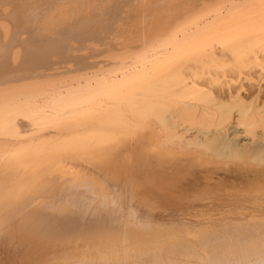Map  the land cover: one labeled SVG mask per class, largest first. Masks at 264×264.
Segmentation results:
<instances>
[{
	"label": "bare ground",
	"instance_id": "6f19581e",
	"mask_svg": "<svg viewBox=\"0 0 264 264\" xmlns=\"http://www.w3.org/2000/svg\"><path fill=\"white\" fill-rule=\"evenodd\" d=\"M219 1L0 0V88L86 82L2 109L0 264H264L263 5L103 60Z\"/></svg>",
	"mask_w": 264,
	"mask_h": 264
},
{
	"label": "rangeland",
	"instance_id": "374dc122",
	"mask_svg": "<svg viewBox=\"0 0 264 264\" xmlns=\"http://www.w3.org/2000/svg\"><path fill=\"white\" fill-rule=\"evenodd\" d=\"M221 2V0L219 1V3ZM218 3V2H217ZM213 4V6L211 5V6H209V7H211L212 8V10H211V8H201V10H200V8L199 9H193L192 8V10H187V11H189L188 13H187V11L186 12H182L180 15H178L179 16V20H177V17L178 16H176V18L174 19V21H171L166 27H164V29H163V31L162 32H158V33H156L155 35L153 34V35H151V36H148V37H145V38H147V40L146 39H141V41L139 40V42H136V43H132V45H130V47H128L127 48V46L126 45H121V44H119V45H117L116 46V49L117 50H121V51H117V52H114L115 54L117 53L118 54V52L120 53H122V54H118V55H120V56H118L117 54V56H115V54L114 53H112V55L111 54H109L110 56H112V58L111 57H109V55H108V57H101L99 60L100 61H103L104 60V63H109V61H112V60H114V61H112V63L113 62H115V63H117L118 62V60H119V62H121V63H123V60L124 59H126V57H125V55L126 56H128L127 57V59L129 58V57H134L135 55L134 54H136V53H138V51H139V53H142V52H146L147 54L148 53H154V52H156V51H163L164 49V51H167V49H170V47L172 46V43H173V41H175L176 39L178 40V41H180L182 38H184L185 36H188V35H196L197 33L196 32H198V31H201V30H194L195 28H197L200 24H205V23H207V22H209V21H211L212 19H214V18H222V17H224V16H228L229 14H231L230 12H232V10L233 11H235V12H233L234 14L235 13H237V12H239L240 13V11H242L241 13H247V14H249V12L251 13H256L257 11V7H259V6H262L263 5V8H264V0H225L223 3H222V5H219V4ZM220 3V4H221ZM250 3H251V5H250ZM224 4V5H223ZM228 4V5H227ZM234 4V5H233ZM217 5V6H216ZM244 5V6H243ZM214 6H215V8H214ZM230 6H232V7H230ZM236 6V7H235ZM238 6V7H237ZM235 7V8H234ZM243 8V9H242ZM204 9H205V11H204ZM209 9V10H208ZM232 9V10H231ZM234 9H236V10H234ZM195 10V11H194ZM198 10V11H197ZM190 11H192V12H190ZM200 11H202V13L200 12ZM208 11V12H207ZM198 14H197V13ZM200 12V13H199ZM229 14H228V13ZM190 13V14H189ZM192 13H194V14H192ZM227 13V14H226ZM253 13V14H254ZM184 14H186V15H188V16H186L185 17V15ZM200 14H202V15H200ZM184 16V19H185V21L183 20V16ZM189 15L190 16H192V17H189ZM199 15V16H198ZM181 16V17H180ZM199 18L197 21H196V19L197 18ZM190 18H192L191 20H190ZM182 19V20H181ZM194 19V20H193ZM190 20V21H189ZM176 21V22H175ZM181 21V22H180ZM184 21V22H183ZM191 21H194V22H197V23H195L196 25H193V24H190L191 23ZM175 22V23H174ZM199 22H201V23H199ZM178 23V24H177ZM185 24V25H184ZM189 24L191 25V26H189ZM178 25V26H177ZM174 27H175V29H174ZM178 28V30H176L177 28ZM188 27V28H187ZM194 27V28H193ZM168 28V29H167ZM181 28H182V30H181ZM184 28V29H183ZM188 29V30H187ZM190 29V30H189ZM171 31V32H170ZM173 31V32H172ZM196 33V34H195ZM162 34V35H161ZM172 36V38H171V36ZM177 36V37H176ZM182 36V37H181ZM150 37V38H149ZM156 37V38H155ZM166 40H165V39ZM157 39H159L158 40V42L156 41ZM142 40H144V41H142ZM155 40V41H154ZM163 40H165V42L163 41ZM168 40V41H167ZM160 41H161V44H160ZM144 42H146V43H144ZM154 42H156L155 44H154ZM165 43V44H163V43ZM171 42V43H170ZM136 44H138V45H136ZM147 44V45H146ZM152 44H154L153 45V47H151L150 48V46H152ZM157 44H158V46H157ZM168 44V45H167ZM170 44V45H169ZM150 45V46H149ZM121 46H124V47H121ZM133 46V47H132ZM148 46V47H147ZM156 46V47H155ZM167 46V47H166ZM131 47H132V49H131ZM134 47H138V49H135ZM139 47H140V49H139ZM146 49H145V48ZM159 47V48H158ZM124 48V49H123ZM141 48H142V51H141ZM149 48V49H148ZM126 49V50H125ZM129 49H131V50H129ZM148 49V50H147ZM128 50V51H127ZM151 50V51H150ZM156 50V51H155ZM123 51H124V53H123ZM129 52V53H131V56H130V54L129 55H127L128 53L127 52ZM131 51V52H130ZM135 51H137V52H135ZM133 52H135V53H133ZM126 53V54H125ZM114 54V55H113ZM123 56V57H122ZM119 57V58H118ZM121 57V58H120ZM111 58V59H110ZM123 58V59H122ZM103 59V60H102ZM116 59H117V61H116ZM121 59V60H120ZM130 59V58H129ZM106 60V61H105ZM97 61H98V59H97ZM125 62V61H124ZM111 63V62H110ZM70 79H68V80H64V79H62V80H58V84L57 83H55V82H53V83H55V84H53V83H48V85H47V83H45V84H42V85H40V89H39V87H38V85L37 86H32L31 87V85L29 86V85H27V87L24 85V86H20L19 87V85L17 86V89L18 90H20L22 87L24 88L25 87V89H23L22 91L20 90L19 92H18V90L17 89H8V87H10V86H8V87H6L7 89H5V87H4V90L2 89V88H0L1 90H0V93L3 95L1 98H0V118L1 117H3V118H1V120H3L4 118H5V114L7 115H9V114H12V112L10 111V113H9V111H8V113H6L7 111L6 110H4V111H2V109L4 108V109H7V108H10V109H12L13 110V108H16V107H22V108H24V110L26 109L27 111H32V112H30V113H35V111H38V112H42V114L43 115H45L46 114V116L48 115V113L49 114H51V111L48 109L49 107V105L51 104V103H53V101H56V98H58V97H65V96H67V94H65V93H68V95L69 94H72V95H75V96H78V97H76V100H81L82 98H80L81 96L80 95H82V92H83V90L85 89V88H83V87H85V86H83L84 85V83H86L85 82V80H84V78L82 79L81 78V80L80 79H76L75 81L74 80H71L72 82L74 81V82H76L77 81V83L76 84H78V85H75V83L73 84L71 81H69ZM78 80H80V81H82V82H78ZM84 80V81H83ZM64 81V82H63ZM66 81V82H65ZM66 83V84H65ZM81 83V84H80ZM49 84L50 85H52L53 84V86H49ZM83 84V85H82ZM44 85H46V86H44ZM79 85L81 86V87H79ZM86 85V84H85ZM44 86V87H43ZM83 86V87H82ZM31 87V88H30ZM38 88V89H36V88ZM78 87L81 89V94H80V90L78 89ZM14 88H16V87H14ZM29 88H30V90H29ZM42 88H43V90H42ZM70 88H72V89H70ZM11 90V91H10ZM12 90H14V91H12ZM34 90H37V91H34ZM39 90V91H38ZM73 90H74V92H73ZM78 90V93L76 94L75 92ZM8 91H9V93H8ZM26 91V92H25ZM31 91V92H30ZM33 91H34V93H36V94H33ZM67 91V92H66ZM69 91H70V93H69ZM7 92V93H6ZM30 92V93H29ZM72 92V93H71ZM56 93V94H55ZM58 93V94H57ZM74 93V94H73ZM13 94V95H12ZM65 94V95H64ZM7 95H9V96H7ZM12 95V96H11ZM56 95V96H55ZM63 95V96H62ZM55 96V97H54ZM32 97V98H31ZM53 97V98H52ZM25 99V100H24ZM31 101H30V100ZM47 99V100H46ZM11 100V101H10ZM13 100V101H12ZM42 100V101H41ZM27 101V102H26ZM5 102V103H4ZM50 102V103H49ZM24 103V104H23ZM47 103H49V104H47ZM81 103V104H80ZM80 103H77V106H80V105H83V103L82 102H80ZM21 104H22V106H21ZM27 104V105H26ZM43 104V105H42ZM78 104H80V105H78ZM30 107H29V106ZM39 105V106H38ZM10 106V107H9ZM32 106V107H31ZM7 107V108H6ZM29 107V108H28ZM48 107V108H47ZM44 108V109H43ZM35 110V111H34ZM47 110V111H46ZM50 111V112H49ZM3 112L5 113V114H3ZM29 112H27L28 114H27V116H29V115H31V114H29ZM47 112V113H46ZM52 112H54L53 110H52ZM56 112V111H55ZM14 113V112H13ZM18 113V112H17ZM17 113H15V114H17ZM19 114V113H18ZM26 114V113H25ZM59 113H57L56 115H58ZM55 115V117H57ZM60 115V114H59ZM19 117H20V114L18 115ZM24 116V118H25V115H23ZM49 117H50V115H48ZM59 117V116H58ZM15 118H18V117H15ZM22 118V120H25V119H29L28 117L27 118H25V119H23V117H21ZM31 119H32V116H31ZM25 121H27V120H25ZM31 121V120H30ZM4 122V121H3ZM32 128H35L34 126L32 127Z\"/></svg>",
	"mask_w": 264,
	"mask_h": 264
},
{
	"label": "flooded vegetation",
	"instance_id": "af4514ba",
	"mask_svg": "<svg viewBox=\"0 0 264 264\" xmlns=\"http://www.w3.org/2000/svg\"><path fill=\"white\" fill-rule=\"evenodd\" d=\"M139 32H142V31H145V30H137ZM147 31V30H146ZM152 31H155V30H152ZM3 95L0 93V98L2 97Z\"/></svg>",
	"mask_w": 264,
	"mask_h": 264
}]
</instances>
